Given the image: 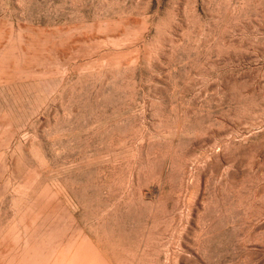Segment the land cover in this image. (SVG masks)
I'll use <instances>...</instances> for the list:
<instances>
[{
    "label": "rangeland",
    "instance_id": "obj_1",
    "mask_svg": "<svg viewBox=\"0 0 264 264\" xmlns=\"http://www.w3.org/2000/svg\"><path fill=\"white\" fill-rule=\"evenodd\" d=\"M0 264H264V0H0Z\"/></svg>",
    "mask_w": 264,
    "mask_h": 264
}]
</instances>
